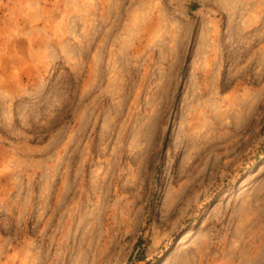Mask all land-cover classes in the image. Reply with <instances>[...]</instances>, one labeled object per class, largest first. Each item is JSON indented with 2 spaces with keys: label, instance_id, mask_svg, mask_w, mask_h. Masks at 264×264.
I'll return each instance as SVG.
<instances>
[{
  "label": "rangeland",
  "instance_id": "1",
  "mask_svg": "<svg viewBox=\"0 0 264 264\" xmlns=\"http://www.w3.org/2000/svg\"><path fill=\"white\" fill-rule=\"evenodd\" d=\"M0 264H264V0H0Z\"/></svg>",
  "mask_w": 264,
  "mask_h": 264
},
{
  "label": "bare ground",
  "instance_id": "2",
  "mask_svg": "<svg viewBox=\"0 0 264 264\" xmlns=\"http://www.w3.org/2000/svg\"><path fill=\"white\" fill-rule=\"evenodd\" d=\"M186 235H184V242H185V240H186V237H185Z\"/></svg>",
  "mask_w": 264,
  "mask_h": 264
}]
</instances>
